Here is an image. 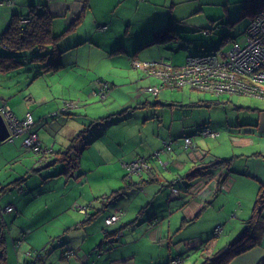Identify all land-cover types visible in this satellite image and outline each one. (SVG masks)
I'll use <instances>...</instances> for the list:
<instances>
[{"label": "crops", "instance_id": "obj_1", "mask_svg": "<svg viewBox=\"0 0 264 264\" xmlns=\"http://www.w3.org/2000/svg\"><path fill=\"white\" fill-rule=\"evenodd\" d=\"M41 1L47 4L48 11L52 17L51 29L52 31H57H53L54 33L58 34L60 32L59 29L63 27L65 29L73 20L79 17V22L73 30H84L85 28V32L92 31L94 34H99V38H86L90 39L91 43H104L106 46L108 38L111 35H115L114 40L111 39L108 42L116 43L114 50L117 47H126L125 43L130 47L134 45L145 49L164 47L169 42L159 43L158 41L150 45L145 44L153 38L156 31L167 25H173L176 28L178 37H180V31L172 10H169L164 18H160L154 12H151L153 10L151 6L148 7L149 5L165 3L167 0H15L12 6L0 5V8H2V24L4 23L6 26L13 13H23L29 5L37 4ZM141 14H144V16L140 17ZM138 18L144 25L142 27L132 26L133 22L139 21ZM130 35L134 37L129 42L127 41V36ZM79 41L86 43V40L82 41L79 39ZM135 56L134 54L131 57V65L133 67H141L144 62L137 61L134 58ZM160 57H162L161 52L155 60L148 62L154 64L156 68L164 64L178 66L184 62L175 64L163 61ZM148 59H152V57ZM145 74L146 77H152L151 84L157 83L158 78L156 76L148 72H145ZM146 88L144 92L149 93ZM227 95L231 96L234 94ZM217 96L222 97L224 94ZM1 99L0 106H7L17 118L21 119L26 112H30L36 122L34 118V113L36 112L28 111L27 107L26 109H20L16 104H13L12 107L5 99ZM25 100L27 102L30 101V97L26 96ZM157 103L159 102L157 101ZM238 106L240 109H237ZM127 107L131 108L130 105ZM207 107H212V104ZM234 107V111L237 112L225 115L222 124H217L213 120L208 119L198 125L194 135H201L199 130L201 125L204 124L217 132V135L212 140L217 139V137L220 138L221 131L225 132V136L218 141L219 145L222 143L228 146L230 144L239 146L248 144L253 149L251 153H235L233 149H226L223 154H219L218 151L212 150L216 143L213 146L207 145L204 148L199 144H195L193 140H191L190 149L186 150V155H172L171 151L164 152L165 159L160 158L159 164H162L163 168L168 170L167 172H173V164H176L180 169H185L186 166H189V171L192 170L193 166H206V169L198 172L200 179L199 176H194L195 178L192 180H188V177H186L188 172L174 174L171 180L166 178L165 173L158 176L159 173L150 164L149 160L153 156L156 157L159 150L149 154V159L144 155L140 156L143 159H147L149 169L146 173L143 172L141 175L135 176L141 177L144 181H157L159 193H161L157 200L158 206L153 208H148L146 203L140 206L130 205L132 199L129 200V197L131 198L130 195L133 192L127 193V190L135 189V192H138L143 184L147 183L144 181L141 184L139 181V184H135L134 187H125L123 193L113 200L115 203L107 202L101 197L95 198V201L92 200L91 193H88L83 185L78 187L79 197L83 196L86 198L82 205L78 203V199L75 197L65 198L62 190L70 184L71 179L69 180L70 176L68 177L66 174H60L64 168L63 164L56 165L51 162L56 140H54L52 148H47L46 146L51 141L40 135L37 129L32 128L39 136L43 146L46 147L45 149L52 151V153L48 152L49 155H45L46 159L44 161H41V155H34L31 150L23 145L22 140L26 133L13 138L12 141L5 140L0 142V167L3 166V160L5 163H16L12 173L14 174V179L0 176V186L11 185L4 192H0V238L3 242V256H0V264H22L20 263V256L17 254L20 248L25 251L23 252L24 258L22 260L26 264H28L29 260L35 258L36 254L33 251L36 250H41L40 255L45 264H166L171 257L180 254L183 258L184 255H188V251L192 248L194 250L199 248L202 255L201 258L204 259L205 256L214 252V248L218 244L217 236L213 237L212 235L215 227L211 225L205 230H189L184 235L180 233L179 229H185L188 224L196 223L197 217L203 211L207 212L210 210L209 217H211L212 221L208 223L217 222L213 220L219 219V217L215 213L214 208L211 207L215 202L222 206L225 202L230 203L240 213L238 215L241 216V219H238V223H235L237 214L232 216L234 212L227 218L221 217L220 221L224 224L219 222L222 225L220 227L221 229L223 228V232L224 228L225 230L227 229L225 231L227 237L223 246L233 241L237 236L235 234L236 231L244 226V220L251 215L258 189L261 184H264V109H250L249 106L244 107L241 105H234ZM241 110H247V112H240ZM241 122L243 123L241 124ZM87 131H89L87 134H92L89 129ZM70 132L65 135L63 140H60V149H65L68 146V141L71 137H68ZM241 133H251L257 140L242 137L240 136ZM103 134V132L98 133L96 136L99 138L104 136ZM97 138L91 141L88 139L87 142L84 141V137L82 140L80 139L81 141L78 140L80 143L77 142L75 144L78 152V161L80 156L84 154L83 149L85 150L100 143L105 144L102 138ZM104 138L108 140L106 137ZM100 146H95L98 150L94 151L93 157L91 156L94 162L116 164V159L113 155L116 151V146L111 142L107 145L108 148L111 147L114 150L113 152L108 150L107 147L101 149ZM129 156L131 160L139 157L137 153H132ZM197 156H199L198 159ZM218 158H230V161L208 167L212 164L211 160ZM125 163L127 161L121 163L123 168H125ZM198 163L202 166H199ZM51 165L56 166L48 169ZM115 172L116 168L105 174L98 171V179L111 177V175L115 177ZM143 175L147 178L144 179ZM75 180L81 184L84 177L76 178ZM173 181L178 183L177 186L169 185ZM49 184H51V187H49ZM72 186L75 187L74 184ZM172 187H174L173 189H178V193H173ZM10 189L15 191L10 192ZM164 189L166 190L164 191ZM231 191L233 195L230 194ZM221 194H223L224 200H216ZM103 195H106V193ZM119 198H122V200H118ZM29 203L30 205L34 204V206L28 207ZM77 205L84 207L86 213L80 212L79 208L76 207ZM5 206H11L12 209L4 211ZM118 209L123 211L121 219L114 224H108L109 215L116 213L115 210ZM176 211L182 214L183 218L179 228L170 233L168 227L170 222L165 225V220ZM262 212L264 213V207ZM152 217H157L158 220L152 221ZM57 226L61 228V231L57 234L48 230V228ZM43 229L47 231L48 237L52 239L48 240ZM229 234H231L232 238L228 241V238H230ZM106 235H111L107 241L104 240ZM13 249L16 257L13 255ZM68 250H73V252L67 254ZM173 250L174 252H172ZM227 264H264V231L254 247L232 257Z\"/></svg>", "mask_w": 264, "mask_h": 264}, {"label": "rangeland", "instance_id": "obj_2", "mask_svg": "<svg viewBox=\"0 0 264 264\" xmlns=\"http://www.w3.org/2000/svg\"><path fill=\"white\" fill-rule=\"evenodd\" d=\"M14 1H11L8 6H12L15 3ZM242 5V0H167L165 3H160L159 5H149L148 7L151 6L153 9L151 12H154L160 18H164L169 10H172V14L176 18V24L180 31V37L169 41L164 47L145 49L135 47L134 45L130 47L125 43L126 47H120L116 51L114 50L116 43L114 44L112 41L108 43L111 39L114 40L115 35H111L108 38L106 46L104 43L98 44L89 41L90 39L88 38L90 37L99 38V34H94L92 31L85 32V28L84 30L75 29L62 37V41L64 40L63 44L69 42L75 45L63 54V66L57 71L44 73L32 80L33 71H35L34 67L38 64L30 62L32 53L24 52L22 65L19 68L7 73H0V101L3 98L12 107L13 104H16L20 109H26L27 107L28 111L36 112L34 113L36 122L29 112L32 117V124L25 132L28 133L31 131V133L36 134L42 148L39 151L32 152L34 155H41V161L46 159L45 155H49L50 152L52 153L51 150L45 148H52L54 140H56V143L53 149L57 152L54 151L52 153L53 158L51 162L56 165L63 164V161L58 162L60 160L59 157L63 156L58 150L62 152L69 151L72 160V154L74 152L70 146L77 134L80 131H84L83 129H89L92 133L87 134L89 132L87 130L83 132L85 142L88 139L91 141L97 138L96 134L103 132L104 136H100L97 139L102 138L105 144L100 143L96 145H101V149H105L109 145V142L116 146V151L113 154L116 159V164L95 163L91 156L93 157L94 151L98 150L95 147L96 145L92 146L95 148L90 147L82 150L84 154L80 156L79 161L77 159L76 167L75 165L73 167L68 162L70 166L67 169L66 176H70L69 180H71L70 184L62 190L65 198L75 197L78 199V203L82 205V202H85L86 198L83 196L79 197L78 187L83 185L87 192L91 193L92 200L95 201V198L101 197V199L107 202L115 203L113 200L116 197L111 194L113 191L124 186L123 175L126 171L124 169L126 168L128 170L126 179L130 180V185L126 186L127 188L129 186L134 187L135 184L138 185L139 181L141 184L144 180L141 177L135 176L141 175L137 171L146 173L149 169V166H147L149 165L147 161L150 158L149 154L159 149L160 156H153L149 160L150 164L159 173L158 176L165 173L166 178L171 180L174 174L189 172V166H186L185 169H180L176 164H173V172H167L168 170L164 169L162 164H159L160 158L165 159V153L161 149L163 141L171 143L172 150L170 153L172 155H186V150L190 149V144H182V136L184 134H189L195 144H199L204 148L207 145L213 146L216 143V146H213L212 150L218 151L219 154H223L226 149H233L235 153L248 154L252 152L253 149L248 144H243V146L230 144L228 146L222 143L219 145L218 141L222 139L221 137L225 136L224 131H221L220 138L217 137L215 140H212L214 138L203 137L201 135L197 136L198 134L194 135V133L198 125L208 119L213 120L217 124H222L225 115L237 112L234 111V105L249 106L250 109H264L263 97L239 94L231 96L224 94V96L218 97L216 94L210 92L196 91L187 87L172 90L164 88L163 90L161 89L162 91L158 96H153L152 94L144 92L145 88L151 84L152 77H146L145 74L149 68L143 67V64L141 65L142 68L131 65V57L134 54L136 55L134 58L137 61L148 62L155 60L160 52L162 53V57L160 58L163 61L165 60L166 62H173L175 64L181 63L190 54L217 48L220 45L219 35L229 32L231 35L230 38L222 41L224 42L222 48H226L232 40L241 39V31L249 22V16L242 14ZM1 15L2 8H0V30L5 26L4 23L2 24ZM141 16H144V14H141ZM138 20L140 21L139 18ZM139 21L136 23L133 22L132 26L142 27L144 24ZM59 30L62 32L64 27ZM53 31L57 32L56 30ZM205 31L209 34H205ZM127 37V41L130 42L134 36L130 35ZM79 39L82 41L86 40V43H81ZM137 48L139 49L137 50ZM149 57H152V59H148ZM26 96L30 97V101L27 102L25 100ZM200 100L201 102L202 100L218 102L212 104V107L191 104V102H198ZM157 101L159 103H155ZM129 105L131 108L127 107ZM240 112L246 113L247 110H241ZM8 117L10 119L9 115ZM2 118L6 125H8L5 116ZM32 128L37 129L39 134L45 136V139H48L51 143L46 147L43 146L39 136ZM69 131L71 132L68 134V137H71L69 138L68 146L65 149H60V140H63ZM240 136L249 137L255 141L257 140L251 133H241ZM80 141L75 140L76 143H80ZM107 149L112 152L114 151L111 147H107ZM132 153H137L139 157L131 160L129 155ZM142 155L147 157V159L140 157ZM140 159L143 160L140 161ZM126 161L127 163L124 164L125 168H123L121 163ZM136 162L138 168L134 164ZM15 165V162L5 163L3 160V166L0 167V176L14 179V174L12 173ZM56 165H51L48 169ZM198 165L202 166L200 163ZM131 166H134L135 169L129 170L128 167L130 168ZM197 167L193 166L192 170ZM208 167L213 166L210 165ZM29 168L31 169V167ZM115 168V177L111 175V177L98 179V171L105 174L113 171ZM194 176L197 177L199 174L196 173ZM194 176H189L188 180L194 179ZM80 177H84L81 184L75 180ZM143 178L146 179L147 177L143 175ZM144 182L147 183L143 184L138 192H135V189L127 190V193L133 192L130 195L131 198L129 197V200L132 199L130 205L140 206L146 203L148 208L158 206L157 200L161 196L157 185L158 182ZM73 184L75 187L72 186ZM49 187H51V184H49ZM160 188L162 187L160 186ZM9 191L13 192L15 190L10 189ZM172 192L178 193V189L172 188ZM105 193V198H103V194ZM230 194L233 195V192L231 191ZM223 197V194H221L216 200H224ZM118 200H122V198ZM33 206L34 204L30 205L29 203L28 207ZM76 207L79 208L80 212L86 213L84 207H80L79 205ZM211 207L214 208L215 213L219 217V219L213 220L217 222L212 224L208 223L212 221L211 217H209L210 210L207 212L203 211L197 217L196 223L188 224L185 229H179V231L184 235L189 230H205L211 225L212 227H217L213 229L215 233L214 237L217 236L218 240V244L214 248V251H217L223 247L227 237L225 235L227 229L225 230L224 228L223 232V228L221 229L222 225L219 223L221 222V217L227 218L234 212L232 216H236L237 214L235 223H238V219H241V216L238 215L240 213L235 209L236 207L231 206L230 203L225 202L222 206L215 202ZM119 210L115 211L119 212ZM120 217H116L112 223L108 224H114L121 219ZM182 218V214H179L177 211L169 215L168 219L165 220V225L167 222H170L168 225L170 233L179 228ZM242 228L237 230L235 234L238 235ZM48 230L57 234L61 231V228L57 226L48 228ZM43 232L48 237L45 229H43ZM110 237L111 235H106L104 240L107 241ZM231 238L230 236L228 241ZM50 239L52 238L48 237V240ZM23 252L25 251L20 248L17 254L20 256V263L26 264L22 260L24 258ZM72 252L73 250H68L66 253L71 254ZM188 252V255H184L183 259H181L182 255L179 254L176 255L175 262L172 261L173 258L171 257L166 264H200L203 261L199 248L195 250L192 248ZM15 254L13 249V255L15 256ZM210 255L208 254L207 256Z\"/></svg>", "mask_w": 264, "mask_h": 264}, {"label": "trees", "instance_id": "obj_3", "mask_svg": "<svg viewBox=\"0 0 264 264\" xmlns=\"http://www.w3.org/2000/svg\"><path fill=\"white\" fill-rule=\"evenodd\" d=\"M242 3V14H246L249 17L252 16L257 9L264 7V0H242ZM253 9L255 10L253 11ZM78 22L79 17L73 20L62 32H59L58 34L54 33L51 29V14L48 11L46 2L43 1L37 4L29 5L27 10L23 13H13L10 16L6 26L2 30H0V73H7L19 68L22 65V57L24 56V52L32 53L30 62L38 64L34 67L35 71H33L32 80L44 73L57 71L63 66V54H65L66 51H68L75 45L69 42L63 44L64 40L62 41V37L67 32L73 30ZM230 36L231 35L229 32L220 34L219 41L222 42L230 38ZM177 37L178 34L176 32V28L173 25H167L166 27L156 31L153 38L146 42L145 45L154 44L158 41L159 43L169 42L176 39ZM118 49L119 48L117 47L115 50L117 51ZM217 102L218 101L208 102L202 100V102H194L192 104H194L195 106H208ZM237 109H240V107L238 106ZM50 117L52 116L50 115ZM242 123L243 122H241V124ZM203 126L205 125H201V127ZM83 130L84 131H80L77 134V136L74 138L75 140L83 139V132H85L87 129ZM184 137H186L185 134L182 136V142ZM187 137L191 139L190 135H187ZM75 140L72 141V144L70 146L72 147V150L74 152L72 154V160L69 151H60L63 156L59 157V161H63L64 165V168L61 170L60 174H66L68 172L67 169L70 166V163L73 167L74 165L76 167L78 152L76 151ZM163 143H169L171 146L170 142L163 141ZM161 149H163V145ZM171 150L172 146L170 150L163 151L170 152ZM159 156L160 155L158 154L156 157ZM229 161L230 158L213 159L210 161L212 163L210 165L216 166L223 163H228ZM202 169H206V166L197 167L194 170H190L186 174V177L194 176ZM127 173L128 171L126 170L123 176L124 186L112 192L111 195H115L114 197L119 196L121 193H123L124 188L127 185H130V180L126 179ZM172 184L174 186H177L178 183H175V181H173V183L171 184L169 183V185ZM10 186V184L0 186V192H4L8 188H10ZM263 207L264 184H261L253 203L252 213L247 219L244 220V226L241 232L233 241L218 249L217 251H214L210 256L205 257L200 264H227L232 257L237 256L254 247L264 231V213L262 212ZM151 220L157 221L158 218L152 217ZM212 235L214 237V232H212ZM2 243L3 242L0 238L1 257L3 256ZM40 252L41 250H36L35 258L29 260L28 264H45L43 258L40 255ZM172 258H176V256Z\"/></svg>", "mask_w": 264, "mask_h": 264}, {"label": "built area", "instance_id": "obj_4", "mask_svg": "<svg viewBox=\"0 0 264 264\" xmlns=\"http://www.w3.org/2000/svg\"><path fill=\"white\" fill-rule=\"evenodd\" d=\"M11 1L14 0H0V5H9ZM205 34L208 32L205 31ZM223 44L224 42H220L217 48L190 54L185 58L183 64L178 66L164 64L156 68L152 63H142L143 67L149 68L147 70L149 74L158 78L157 83L146 88L147 92L156 96L162 88L172 90L188 87L216 95L241 94L264 98V7L257 9L249 17L248 24L241 31L240 40H232L226 48H222ZM0 115L1 117L5 116L8 123L9 137L6 140L9 141L26 133L25 131L32 124L29 112L19 119L5 105L0 107ZM199 133L209 138H214L217 135V132L207 125L201 127ZM22 143L31 151H39L42 148L36 134L31 131L26 133ZM190 143L189 137L183 138V145ZM170 149L169 143H163L162 151ZM142 160L140 159V161ZM134 164L137 166V162ZM128 169L134 170L135 167L131 166ZM137 172L141 174L142 171ZM11 209V206H5L4 211ZM122 214L121 210L112 216L110 214L107 222L112 223L116 217L119 218ZM174 259L176 258L172 259L173 262H175ZM181 259L183 258L181 257Z\"/></svg>", "mask_w": 264, "mask_h": 264}, {"label": "water", "instance_id": "obj_5", "mask_svg": "<svg viewBox=\"0 0 264 264\" xmlns=\"http://www.w3.org/2000/svg\"><path fill=\"white\" fill-rule=\"evenodd\" d=\"M9 137V130L4 119L0 116V142L5 141Z\"/></svg>", "mask_w": 264, "mask_h": 264}, {"label": "bare ground", "instance_id": "obj_6", "mask_svg": "<svg viewBox=\"0 0 264 264\" xmlns=\"http://www.w3.org/2000/svg\"><path fill=\"white\" fill-rule=\"evenodd\" d=\"M215 229V228H214Z\"/></svg>", "mask_w": 264, "mask_h": 264}]
</instances>
